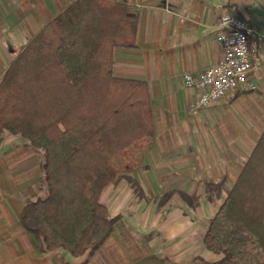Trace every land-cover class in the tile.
Returning <instances> with one entry per match:
<instances>
[{"label":"crops","instance_id":"crops-1","mask_svg":"<svg viewBox=\"0 0 264 264\" xmlns=\"http://www.w3.org/2000/svg\"><path fill=\"white\" fill-rule=\"evenodd\" d=\"M75 1L0 0V82L31 39ZM110 1L139 13L136 47L114 49L113 72L148 84L156 144L142 169L102 194L110 214L122 217L111 237L98 251L73 257L64 250L46 252L22 225V210L34 196L36 177H42V160L30 159L28 141L0 131V264L221 259L206 251L203 240L264 132V55L246 87L199 111L192 108L198 91L184 77H198L222 60L217 36L224 14L264 33V0ZM210 183L220 187L210 189Z\"/></svg>","mask_w":264,"mask_h":264},{"label":"trees","instance_id":"trees-1","mask_svg":"<svg viewBox=\"0 0 264 264\" xmlns=\"http://www.w3.org/2000/svg\"><path fill=\"white\" fill-rule=\"evenodd\" d=\"M138 18L124 3L76 0L0 82V131L42 152L46 195L24 206L21 222L46 252L98 251L122 218L101 203L104 190L142 169L156 144L148 84L113 72L114 49L136 47ZM203 245L221 256L213 264H264V132Z\"/></svg>","mask_w":264,"mask_h":264},{"label":"built area","instance_id":"built-area-1","mask_svg":"<svg viewBox=\"0 0 264 264\" xmlns=\"http://www.w3.org/2000/svg\"><path fill=\"white\" fill-rule=\"evenodd\" d=\"M217 36L223 57L198 77L185 75L188 87L198 91L192 108L205 109L225 98L230 92L246 87L253 73L262 65L264 33L246 20L224 14Z\"/></svg>","mask_w":264,"mask_h":264},{"label":"rangeland","instance_id":"rangeland-1","mask_svg":"<svg viewBox=\"0 0 264 264\" xmlns=\"http://www.w3.org/2000/svg\"><path fill=\"white\" fill-rule=\"evenodd\" d=\"M30 159L31 160H35V161H37L38 162V160L40 159V160H42V152H37V151H34V150H32L31 148H30ZM25 153L27 152L26 150L24 151ZM41 165H42V163H41ZM36 179H37V181H35V188L34 189H32L31 190V193L32 194H34V196L33 197H31V199L30 200H28V202H30V201H33V200H35V199H37V198H39V197H43V196H45L46 195V191H45V188H44V182H43V173H42V177H41V175H40V177L38 178V177H36ZM27 202V203H28ZM26 203V204H27ZM118 215V214H117ZM116 215V216H117ZM115 216V215H114ZM139 237V236H138ZM145 237V236H144ZM140 238V237H139ZM162 249H164L165 248V245H163L162 247H161ZM191 254V253H190ZM189 254V255H190ZM191 256V255H190ZM199 258H206V256H204V257H199ZM209 257H207L206 259H208ZM200 262V260L198 261V260H196V259H192V260H190V261H187L186 262V264H198ZM177 263V262H176Z\"/></svg>","mask_w":264,"mask_h":264}]
</instances>
